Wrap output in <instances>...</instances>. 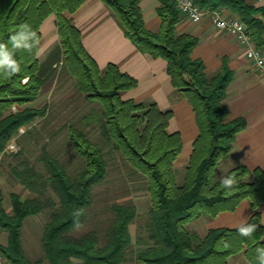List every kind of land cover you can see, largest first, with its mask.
<instances>
[{"label": "trees", "instance_id": "16d2710c", "mask_svg": "<svg viewBox=\"0 0 264 264\" xmlns=\"http://www.w3.org/2000/svg\"><path fill=\"white\" fill-rule=\"evenodd\" d=\"M115 16L125 37L142 53L167 62V74L175 93L173 100L185 98L193 109L199 136L184 171L183 184L177 183L173 164L181 153L180 135L167 132L171 112H161L154 103L125 101L123 93L132 90L136 81L122 74L114 65L101 71L87 54L78 30L66 14L75 13L82 0H0V43L12 50L10 37L27 24L34 30L38 43L31 52L16 49L15 59L20 71L12 76L0 73V158L19 136L21 128H29L45 117L47 107L24 108L12 112L14 106L24 107L39 98L41 90L63 65L75 81L85 101L98 104L82 118L89 127L95 124L100 143H92L86 133L73 127L70 142L82 160L83 167L72 177L64 166L43 151L42 174L27 161L12 168V175L33 194L22 200L10 195L11 212L3 207L0 193V231L6 234V246H0L10 264H124L132 248L129 227L137 218L132 202L114 204V220L104 239L96 231L80 237L71 232L73 213L83 209L82 225L92 204L93 190L108 177V163L103 147L118 153L131 169L144 178L150 197L148 224L149 247L136 258L139 264H228L231 258L243 255L246 264H259L255 249L264 247V227L260 207L264 204V172L245 167L229 171L236 185L225 189L221 179L213 178L214 170L228 158L237 136L246 129L243 118L227 121L224 104L226 90L233 78L226 59L220 72L212 77L205 73L202 62L191 59L199 41L189 35H177L182 15L174 1L160 0L157 14L161 20L158 32L146 29L139 0H100ZM203 11L229 12L257 36L262 23L255 19L264 9H254L243 0H193ZM51 15L57 18L59 45L43 62L38 60L40 27ZM236 19V18H235ZM17 156V155H16ZM253 179L247 180L248 176ZM249 201L253 216L248 223L258 228L251 237H242L237 229L210 230L204 239L191 233L186 226L201 218H215L233 212ZM49 211V222L42 235L44 257L31 262L22 245V229L28 218Z\"/></svg>", "mask_w": 264, "mask_h": 264}, {"label": "crops", "instance_id": "0c3cea01", "mask_svg": "<svg viewBox=\"0 0 264 264\" xmlns=\"http://www.w3.org/2000/svg\"><path fill=\"white\" fill-rule=\"evenodd\" d=\"M82 1L81 7L73 14H66V17L80 33L85 51L101 71L109 65H114L122 74L136 81L135 88L123 93V100L137 104L154 103L161 112L172 113L167 132L171 135H180L182 143L181 153L173 168L175 173H184L199 130L188 101L183 97L175 100L172 98L175 90L167 74V62L142 54L125 37L112 11L100 0ZM243 1L256 10L264 9V5L257 0ZM139 7L146 29L158 32L161 27V20L157 14L160 0H139ZM223 13L227 17H233L229 12ZM255 19L262 25L257 36L251 35L253 46L264 56V15L258 14ZM176 33L179 36H192L199 41L191 53V59L203 63L208 77L218 74L223 66V60L226 59L227 66L233 73L224 102L228 110L227 121L243 118L246 122V129L237 136L227 164L230 165V169L245 165L251 170L260 169L264 172V79L247 61L245 47L241 46L233 35L217 30L207 19L193 24L182 16ZM59 42L57 18L51 15L40 27L38 60L43 62ZM38 99L32 103L36 104ZM259 211L264 227V204ZM252 216L250 202L244 201L233 212H223L212 219L201 217L187 225L186 229L204 239L210 230L237 229L242 221L248 223ZM131 228L132 225L129 227L132 238ZM124 264L139 263L134 261ZM228 264L239 263L231 258Z\"/></svg>", "mask_w": 264, "mask_h": 264}, {"label": "rangeland", "instance_id": "374dc122", "mask_svg": "<svg viewBox=\"0 0 264 264\" xmlns=\"http://www.w3.org/2000/svg\"><path fill=\"white\" fill-rule=\"evenodd\" d=\"M29 106L35 110L46 106L47 111L45 117L37 120L31 127L21 128L24 132H19V136L11 141L16 145L15 149L18 150L9 151L0 158V193L3 207L7 213L11 212V194L19 195L22 200L34 197L14 178L12 175L13 167L27 161L37 171L44 174L45 168L40 159L43 151H47L52 158L64 166L70 176L75 177L83 165L70 142V128L82 130L92 143L96 144L101 141L95 124L86 127L82 122L83 117L89 115L92 110L100 111L101 107L98 104L85 101L83 95L78 92L75 81L63 65L57 68L55 76L44 85L36 104L32 103L24 107L14 106L12 112L30 108ZM103 151L108 163L107 180L103 185L93 190L92 204L87 211L86 220L80 228L72 231L71 235L80 237L90 231H96L103 240L106 231L111 227L114 220L111 206L132 202L137 209V218L131 228L132 248L128 257L129 262L132 263L136 261L138 254L150 245L147 241L146 231L150 197L144 178L134 172L124 162L120 154L112 153L107 147H103ZM227 159L222 160L214 170L213 178L215 180L222 178L229 171L238 167H245L250 172L253 171L245 165L230 169ZM176 179L181 186L184 173H176ZM252 179V175L247 177V180L251 181ZM49 216L50 212L46 211L38 216L28 218L21 231L25 256L33 263L44 257L42 235L49 222ZM6 242V234L0 231V244L6 246ZM234 259L239 264H246L243 255ZM73 261V264L80 263L76 260Z\"/></svg>", "mask_w": 264, "mask_h": 264}, {"label": "built area", "instance_id": "2783aa9c", "mask_svg": "<svg viewBox=\"0 0 264 264\" xmlns=\"http://www.w3.org/2000/svg\"><path fill=\"white\" fill-rule=\"evenodd\" d=\"M175 3L177 10L188 21L193 24L201 23L204 19H207L209 23L217 30L225 31L233 35L239 44L245 47V55L247 61H249L255 71L264 79V68L260 66V62H264L263 54L254 48L253 39L248 33L247 28L238 19L233 17H227L220 11H203L195 5L193 0H172ZM258 3L264 5V0H257ZM199 17L196 19L195 17ZM20 133L24 130L20 129ZM16 145L14 143L9 144L6 151H14ZM1 246V244H0ZM0 264H10L6 256L0 249Z\"/></svg>", "mask_w": 264, "mask_h": 264}, {"label": "clouds", "instance_id": "9594fccd", "mask_svg": "<svg viewBox=\"0 0 264 264\" xmlns=\"http://www.w3.org/2000/svg\"><path fill=\"white\" fill-rule=\"evenodd\" d=\"M199 19V17H195ZM12 45V50L8 49L7 45L0 43V73L12 76L20 71L19 62L15 59L14 50L23 49L31 52L32 48L38 43V37L34 30L27 24L21 25L20 30L10 37L9 41ZM260 66L264 68V62H260ZM18 150V149H14ZM237 181L234 175L223 177L221 185L225 189H232ZM83 214V209H78L73 213L74 227L80 228L79 217ZM258 228L257 224L247 223L245 220L238 227V233L242 237H251ZM256 259L259 264H264V247L255 249Z\"/></svg>", "mask_w": 264, "mask_h": 264}]
</instances>
